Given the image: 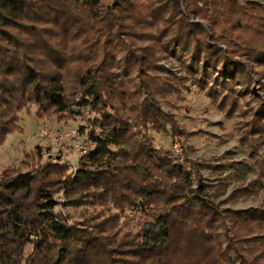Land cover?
Wrapping results in <instances>:
<instances>
[{"label":"trees","instance_id":"16d2710c","mask_svg":"<svg viewBox=\"0 0 264 264\" xmlns=\"http://www.w3.org/2000/svg\"><path fill=\"white\" fill-rule=\"evenodd\" d=\"M192 88L264 150L262 2L0 0V146L32 107L64 123L86 111L91 127L77 166L37 146L0 174V264H264V203L222 200L254 195L264 160L229 190L235 162L157 142L194 135L177 118ZM125 209L159 228L122 233Z\"/></svg>","mask_w":264,"mask_h":264},{"label":"rangeland","instance_id":"374dc122","mask_svg":"<svg viewBox=\"0 0 264 264\" xmlns=\"http://www.w3.org/2000/svg\"><path fill=\"white\" fill-rule=\"evenodd\" d=\"M258 1L264 4V0ZM162 65L169 69L177 66L176 62L170 59L163 60ZM174 69L176 70L177 68ZM178 70L180 69L178 68ZM74 109L78 110V107L74 106ZM36 110V107H32L33 115H28L25 112L21 113L19 124L24 131L9 135L5 143L0 146V174L10 166L19 165L24 160L25 154L31 152L37 146L43 148L45 158H47L46 153L51 152L53 158L56 156L55 158L61 160V162H67L70 166L78 165L82 152L79 148L80 145L76 147L75 144L80 143L79 137L69 140L64 143L65 145L55 146L41 137L40 132L43 127H49L54 130H79L80 127H83L80 138H82L84 144L91 129L89 114L84 111L81 116L64 123L56 120L37 119L34 117ZM177 118L179 124L187 131L193 132L194 135L181 141L177 137L173 140V138L162 134L157 137L159 145L162 144L168 148H175L177 145V150L182 153V158L178 156L180 159H183L185 152H187L190 158L201 161L209 160L212 165H225L235 162V169L224 171V176L229 173L234 179L229 190L235 185H248L258 181L257 171L259 163L264 160V150L254 153L253 157L251 156L250 151L241 139L244 129L241 124L242 118L238 112L229 115L227 112L219 110L217 105L212 103L203 92L192 88L191 93L186 96V100L181 103ZM175 139L177 140L175 141ZM205 172L208 173L209 170ZM222 200H227V206L237 209L257 207L264 203V180L261 181L257 192L252 196H235L228 199V194H226L222 197ZM112 209L115 212L121 211L114 207ZM60 210L67 212L64 207ZM70 211L75 217H78L79 212H81L80 209L78 211L70 209ZM123 212L120 220L121 224H124L122 233L128 231L136 232L141 228H150L152 230L159 228V225L154 224L155 222L152 221L142 226L143 223L139 219V214L132 210L125 209ZM262 251L264 252V245ZM27 252H29V249ZM262 262H264V259Z\"/></svg>","mask_w":264,"mask_h":264},{"label":"built area","instance_id":"2783aa9c","mask_svg":"<svg viewBox=\"0 0 264 264\" xmlns=\"http://www.w3.org/2000/svg\"><path fill=\"white\" fill-rule=\"evenodd\" d=\"M40 136L43 137L47 142H49L52 145L55 146H60L61 144H64L66 142H68L71 139H74L76 137H79V141L80 143H76L75 146L80 148V151L82 152V154H84L86 152L85 149V145L83 144L82 138H80V130H71V129H59V130H54L52 128L49 127H43L41 132H40ZM177 139H175L176 141ZM82 142V143H81ZM177 145L175 146V148H173L174 152L176 153L177 156H180L182 158V153H180L179 150H177ZM52 151V150H51ZM47 157H51L54 161H57V159L54 157L51 152L46 153ZM182 160V159H181Z\"/></svg>","mask_w":264,"mask_h":264}]
</instances>
